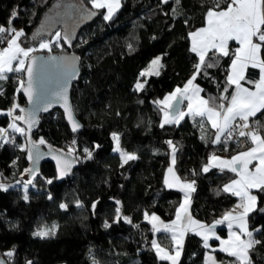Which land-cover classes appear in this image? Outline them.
Masks as SVG:
<instances>
[{"label":"trees","instance_id":"16d2710c","mask_svg":"<svg viewBox=\"0 0 264 264\" xmlns=\"http://www.w3.org/2000/svg\"><path fill=\"white\" fill-rule=\"evenodd\" d=\"M54 2L0 0V25L8 26L15 9L18 16L12 24L25 33L20 37L21 45L37 46L41 40L54 36V30L37 38L32 35ZM213 2L180 0L177 5L175 0L167 4L160 0H122L112 20L103 19L105 9H94L98 14L77 28L70 44L62 40L63 47L38 52L79 56L81 70L72 85L71 99L83 128L71 132L58 108L41 113L32 141L39 144L42 138L45 143L39 145H49L64 153H69L72 147L75 151L71 155L76 162L70 173L58 176L56 166L43 161L34 174L30 172L33 176L27 185V200L22 185L25 169L30 167L26 134L10 130L9 139L0 142V184L6 186V190L0 188V247L2 256L15 249L12 258L5 256L9 264H26L29 260L33 264H171L161 260L152 246L156 240L161 247L174 251L170 231L155 233L152 223L145 219V213L149 216L154 213L164 222L174 220L185 198L182 189L169 188L164 183L170 165L171 148L166 143L169 140L177 149L175 172L182 182L195 181V190L188 195V214L193 219L211 224L236 203V196L222 191L236 173L222 171L220 167H212L205 173L202 168L212 153L230 157L251 144L237 147L228 141L226 145L211 143L215 129L206 117L186 115L179 124H166L162 128L161 106L154 103L176 87H183L193 74L198 56L190 50L189 33L205 23L206 12ZM229 2L220 0V8ZM173 8L178 14L173 15ZM230 48L234 53L235 49ZM159 55L164 65L160 75L140 77L149 60ZM261 56L264 57V49ZM209 57V62L218 58V66L207 69L208 75L197 76L195 83L203 89L205 99L219 98L226 86L232 57L220 54L213 57L211 52ZM244 74L246 80L242 84L254 87L247 80L257 81L259 69L249 67ZM4 75L0 79V112L8 111L14 103L20 107L26 103L22 91H18L24 72ZM138 78L148 81L143 91L135 90ZM234 90L235 86H230L225 95L230 99ZM224 103L227 106V101ZM182 105L186 106L185 101ZM9 121V116L0 114V124L7 128ZM256 121L264 135V110L249 118L250 124L255 125ZM17 123L24 128L22 121ZM113 133L119 135V148L132 152L137 159L122 161L121 155L114 151ZM22 144L26 146L24 150L19 147ZM84 149L92 152L91 158H86ZM253 192L257 197L256 210L248 214L247 224L250 230L262 231L254 232V238L261 243L254 246L250 255L252 264H264V211L259 210L264 209V192L258 189ZM62 203L67 205L66 209L60 207ZM117 207L121 219L114 222ZM122 217H129L131 223ZM106 221L111 225L108 228L104 227ZM52 225L57 226L55 235L45 238L33 235L38 228ZM184 237L179 264H206L208 249L202 237L194 231ZM212 253L216 259L213 264H231L234 259L218 249Z\"/></svg>","mask_w":264,"mask_h":264},{"label":"snow or ice","instance_id":"6c2138e0","mask_svg":"<svg viewBox=\"0 0 264 264\" xmlns=\"http://www.w3.org/2000/svg\"><path fill=\"white\" fill-rule=\"evenodd\" d=\"M91 4V9H83L87 17H92L98 14L95 10H104L103 19L110 21L122 6V0H88ZM160 3L167 4L169 0H160ZM178 5L180 0H175ZM173 15L178 14L176 8L172 9ZM18 12L14 9L8 20V26L0 25V44L6 43L7 47L0 49V79L5 78L7 72H26L27 80H21L20 89L23 90L28 98L29 104L33 105L32 110L28 111L19 104H13L12 108L6 113L7 116L12 117V122L8 124L7 128H0V138L8 136V130L11 129L15 133L21 135L26 134V130L20 127L17 121H24L27 124V132L30 133L33 126L38 122L37 114L39 112H46L51 107L53 100L55 102H64L67 118L72 124V130L75 132L81 127L78 121L75 120L71 105L67 102V83L75 77L76 68L75 60L78 58L72 57H57L51 56L48 59L54 62L50 66V71L45 74L44 71V58L31 55L36 49L31 47H23L20 42V37L24 36V30H17L12 21L17 18ZM206 27H201L196 31L190 32L191 38V52L198 56V62L194 64L193 74L185 82L183 87H177L174 91L164 97L163 100L154 101V103L161 105V111L164 113V119L161 122L163 128L166 124H179L186 115H191L193 118L201 117L207 118L211 123V127L215 129V138L211 143L227 144L228 140L234 139V133L238 137L250 140L253 147L247 151L239 152L237 155L232 156L230 159H222L221 157L212 154L209 157L202 171L207 173L212 167H220L223 171L228 169L234 173H239V179L232 180L230 184L224 185L222 191L231 193L234 196L240 197L241 203L237 208H242L243 211L233 214L235 211H229L224 214V217L214 222L213 225H206L199 221L192 219L188 214V195L190 191H194L195 181L187 182L182 185V190L185 191V203L180 205L177 209L176 220L172 221L171 225H164L166 230L173 231V240L176 241L177 248L175 252L162 248L155 240L152 241L153 248L156 249L157 255L161 260L170 261L171 264H179L181 255L180 247L182 246L183 231L180 232L181 239H177L176 225L177 221L186 217L188 224L197 225L203 232L198 233L203 235L205 247H208L209 234L215 236V224H222L228 221L229 237L228 239H220L219 251L226 253L228 256L233 257L231 264H252L250 251L255 245L260 244L261 241L254 238V232L260 233L262 229L256 228L253 230L248 229L247 217L248 214L255 209L257 197L252 195L251 189H258L264 192V135L261 134V126L256 121L255 125L249 123L250 117H255L258 112L264 110V57L261 56L262 49H264V0H230L226 8H220V0H214L213 6L209 7L206 12ZM187 23V21H185ZM43 30V29H42ZM39 35V33H37ZM255 38V39H254ZM71 43V34L65 32L63 35L60 31H56L54 36L49 40H41L39 44L40 49L52 50L53 46L63 47L61 41ZM238 41L240 47L235 49L232 53L228 47V41ZM131 49L132 45H128ZM215 57L220 54L225 57H233L231 60L230 71L227 75L226 86L219 98L208 97L205 99L200 95L203 89L195 83L197 76L203 74L208 75L207 69L218 66L219 59L215 62H209L211 57L209 53ZM207 57V59H206ZM12 61H16L15 67ZM162 57L156 56L153 58L148 67L143 70L139 75L140 77L159 76L160 70L163 68L161 63ZM259 69L260 75L257 81L247 80L248 84L255 85V91L244 87L241 81L246 80L245 70L247 68ZM62 81V83H61ZM147 79L142 82L138 78L135 84L136 91H143L147 85ZM234 85L235 91L231 97L225 95L229 91V87ZM217 99L221 102L217 103ZM187 100V112L182 111L179 105ZM224 101H227V106ZM175 102V103H173ZM19 109L21 113L26 115H15L13 112ZM203 130V122L200 125ZM113 139L117 142V147L114 151H119L122 161L127 163L130 160H135L138 157L133 153L123 152L119 148V135L112 134ZM222 136L224 139L222 140ZM204 139V137H201ZM31 147L27 148L28 158L30 160L38 161L42 153L36 146L35 142L28 141ZM44 144L45 141L41 138L38 142ZM171 148V161L167 169L168 173L173 175V181L169 182L166 175L165 185L169 188L175 187L179 184V178L175 176L173 166L176 163L177 149L171 140L166 141ZM75 144V141H73ZM2 146V144H0ZM24 150L25 145H19ZM98 147V146H97ZM75 149L70 147L69 154L74 152ZM86 158L92 157V152L84 149ZM213 161L217 162L213 164ZM253 161H258L254 165V170H249V165ZM71 161L65 160L64 168L60 171V176H64L70 169ZM26 172H32L33 169H25ZM52 183L51 180L47 181ZM29 184L31 181L28 182ZM0 188L6 190L4 184H0ZM219 194V193H218ZM51 199V196L49 197ZM24 199L27 200V186H25ZM117 205L120 204L116 201ZM79 206V201L77 202ZM62 209H66V204H61ZM95 208V203L93 204ZM264 211V209H259ZM117 217L114 222H119L121 219L120 208L116 209ZM183 212V216H182ZM125 221L131 223L129 217H122ZM145 219L152 222L154 231H159L156 222H160V218L154 213L149 217L145 213ZM236 224L238 231H233V224ZM111 225L106 221L104 227L108 228ZM56 225L51 227L42 226L33 233L35 236L41 238L55 235ZM187 230L186 228L184 229ZM242 237H246L242 238ZM15 254V249L6 252L4 255L12 258ZM0 264H6V261L0 258ZM26 264H33L31 260Z\"/></svg>","mask_w":264,"mask_h":264},{"label":"rangeland","instance_id":"374dc122","mask_svg":"<svg viewBox=\"0 0 264 264\" xmlns=\"http://www.w3.org/2000/svg\"><path fill=\"white\" fill-rule=\"evenodd\" d=\"M85 8H87V9H91V4L90 3H88V0H55V2L53 3V5L50 7V8H48L47 9V13L43 16V18L41 19V21L39 22V25L37 26V28L35 29V31L33 32V34L32 35H34L33 37H35V38H37L38 36H42V35H48V33H50L51 31H53L54 30V33L56 32V31H60L61 33H62V35L65 33V32H69L70 34H71V38L74 36V34H75V31L77 30V28L83 23V22H85V21H87V20H89L91 17H87L86 15H85V13H84V11H83V9H85ZM226 8V7H225ZM106 10V9H105ZM93 11H95L94 9H93ZM206 16V15H205ZM207 26V24H206V20H205V23L201 26V27H206ZM201 27H198L197 29H199V28H201ZM43 29V30H42ZM197 29H194V30H192L191 32H193V31H196ZM37 33H39V35H37ZM191 39V38H190ZM255 39V38H254ZM191 43H192V41H191ZM232 43H233V45H232ZM40 44V43H39ZM39 44L37 45V46H35V45H30V46H28V47H31V48H34V49H36V51L35 52H33L31 55H34V54H38V52L40 51V50H42V49H40L39 48ZM4 47H7V44H5V46H0V49H2V48H4ZM228 47H229V49H231L230 47H233L234 49H236V48H238V47H240V45H239V43H238V41H235V40H229L228 41ZM235 52V51H234ZM160 56V55H159ZM156 56H154L153 58H155ZM153 58H151V60L153 59ZM233 58H234V56H233ZM151 60H149V63H150V61ZM16 61H12V65H16ZM162 63V62H161ZM149 65V64H148ZM148 65L144 68V69H142V71L143 70H145L147 67H148ZM230 65H231V63H230ZM230 65H229V71H230ZM247 70V69H246ZM246 70H245V72H246ZM141 71V72H142ZM229 73V72H228ZM145 78H147V77H145ZM141 80V82L144 80V79H140ZM197 84V83H196ZM241 84H242V82H241ZM243 85V84H242ZM244 86V85H243ZM245 87V86H244ZM177 88V87H176ZM175 88V89H176ZM182 88V87H181ZM246 88H248V87H246ZM175 89H173L172 91H174ZM249 89L250 90H253V91H255L256 89H255V86L254 87H249ZM171 91V92H172ZM235 91V90H234ZM171 92H169V93H171ZM169 93H167L166 95H168ZM164 99V97L163 98H161V99H159V100H163ZM158 100V101H159ZM161 106V105H160ZM162 107V106H161ZM182 111H185V112H187V108L186 107H184V108H182L181 109ZM7 113V111H4V112H0V114H6ZM15 115H23V113H15V112H13V116H15ZM9 118H10V121H9V123H11L12 122V117H10L9 116ZM164 119V113H163V111H162V120ZM18 122V121H17ZM8 123V124H9ZM19 126H20V124H19ZM21 127V126H20ZM0 128H6L4 125H2V124H0ZM11 129H9L8 130V132L10 131ZM12 131V130H11ZM9 134H8V136L7 137H5V138H0V142L1 141H6V140H8L9 139ZM115 141V140H114ZM116 147H117V142H116ZM115 147V148H116ZM121 150V149H120ZM122 151V150H121ZM116 152H118L119 154H120V152L119 151H116ZM64 153V152H63ZM127 153H129V152H127ZM132 153V152H131ZM212 154H214V153H212ZM212 154H210V156L212 155ZM215 155H217V156H219V157H221L222 159H230V158H226V157H224V156H222V155H218V154H215ZM209 156V157H210ZM209 157H208V159H209ZM170 161H171V153H170ZM30 163H31V160H30ZM217 162H215V161H213V164H216ZM170 166V165H169ZM169 168V167H168ZM167 168V169H168ZM173 168H174V166H173ZM219 168V167H218ZM27 169H31V167H29V168H27ZM167 169H166V175H167V177H168V179H169V182H172V183H175V181H173V175L171 174V173H168L167 172ZM174 173H175V176L176 177H178L179 178V176H178V174H177V172H175V170H174ZM34 174V173H33ZM33 174L32 173H30V172H24V176H23V178L25 179V181L22 183V185H23V187H25V186H27V185H29V180H31L30 179V177L31 176H33ZM166 175H165V177H166ZM188 182V181H187ZM187 182H182V180L179 178V184H177L175 187H171V188H178V189H182V185L184 184V183H187ZM165 183V182H164ZM183 191V193H185V191L184 190H182ZM189 195H190V193H189ZM189 202H190V200L188 199V209H189ZM183 203H185V198H184V200L180 203V204H183ZM180 208V207H179ZM184 214H183V212H182V216H183ZM190 215V214H189ZM149 217H151V216H149ZM191 217H192V215H191ZM177 218V217H176ZM176 218L174 219V220H176ZM193 219V218H192ZM174 220H172V221H174ZM193 220H195V221H197L196 219H193ZM149 222H150V220H148ZM160 221L162 222V223H160V222H156V224H157V227L160 229V230H165V231H167L165 228H164V225H171V223H172V221H167V222H164L163 220H161L160 219ZM152 223V222H151ZM208 225H210V224H208ZM187 229L186 231L184 230V229ZM189 229H191V230H194L195 232H200V230L201 229H199V227L197 226V225H190V224H188V222H187V219H186V217L184 218V219H181L180 221H177V225H176V235H177V239H181V237H180V232L181 231H183V237H182V243H183V240H184V236L186 235V233L189 231ZM168 231H170V234H171V238H173V231H171V230H168ZM155 233H156V231H155ZM156 241V240H155ZM158 243V242H157ZM173 243H174V251H171V252H175V250H176V248H177V244H176V241L175 240H173ZM159 244V243H158ZM160 245V244H159ZM163 248V247H162ZM154 250L156 251V249L154 248ZM180 251H181V249H180ZM156 254H157V252H156ZM158 256V255H157ZM208 256H209V253L207 252V256H205V263L206 264H211V262H210V259L208 258ZM212 256L214 257V255H213V253H212ZM211 256V257H212ZM213 263V262H212Z\"/></svg>","mask_w":264,"mask_h":264},{"label":"water","instance_id":"95a60500","mask_svg":"<svg viewBox=\"0 0 264 264\" xmlns=\"http://www.w3.org/2000/svg\"><path fill=\"white\" fill-rule=\"evenodd\" d=\"M34 56L43 57L44 58V65H45L44 71H45V74L46 75L50 71V66L54 63V62H52V61H50L48 59L49 57H51V56H57V57H68V58L76 57V58H78L77 60H75V68H76L75 77L72 78L71 80H69L68 83H67V102H68L69 105H71V108H72V99H71L72 85L79 78L80 70H81L80 69L81 66H80L79 56L76 55V54H74V53H71V54H69V53H60V54L50 53L49 55H44L43 53H38V54H34ZM23 79L26 82V80H27V74H26V72H24ZM61 83H62V81H61ZM21 91H22L24 100L26 101L25 105L22 108H24V109H26L28 111L32 110L33 105L29 104L27 96L25 95V93L23 92V90H21ZM173 103H175V102H173ZM182 106L183 105L181 103L179 105L180 109L182 108ZM53 108H58L60 111H62V113L64 114L65 121H67L71 132L75 133V132L80 131L83 128V122L79 119V117L76 115L75 111L72 109L73 114H74V117H75V120L78 121L79 124L81 125V127L79 129H77L75 132L72 130V124L69 121V119L67 118V113L65 111L64 102L63 101L55 102V99L53 100V103H52L51 107L48 109V111H46V112H39L37 114V119L39 120V117H40L41 113L50 112ZM23 115H26V113H23ZM22 123H24V121H22ZM38 125H39V123L37 122L33 126L31 132L28 133L27 132V127L28 126H27V124L24 123V128L26 130V140H27L28 148L31 147V145L28 143V141L29 140L32 141V135H33L32 133L37 130ZM36 146L39 149V151L42 153V156H41V158L38 161H35L34 162L33 160H31L30 167H31V169H33V171L36 170L38 168V166L43 163V161H50V162H52V164L54 166H56L58 176H60V171L64 168V162H65V160L71 161L70 169L67 171L66 174L70 173L73 170V168L75 167L76 159L71 154H69L67 152L63 153L62 151H59V150H57L54 147H51L49 145H42L41 146L39 144H36ZM33 171H32V173H33ZM0 258L4 259L6 261V264H9L8 261H7V259L5 258V256H2L1 255V247H0Z\"/></svg>","mask_w":264,"mask_h":264},{"label":"crops","instance_id":"0c3cea01","mask_svg":"<svg viewBox=\"0 0 264 264\" xmlns=\"http://www.w3.org/2000/svg\"><path fill=\"white\" fill-rule=\"evenodd\" d=\"M235 53V52H234ZM233 58V57H232ZM200 95L202 96V93H200ZM185 101V105L186 106H184V107H186L187 108V104H188V101L187 100H184ZM209 122V121H208ZM209 124H210V126H211V123L209 122ZM251 147H253V145H252V143H251ZM251 147H249V148H251ZM249 148H247V149H244V150H241V152L242 151H247ZM238 153H236V154H233V155H231L230 157H228V158H231L232 156H234V155H237ZM224 157H226V156H224ZM227 158V157H226ZM256 163H258V161H253V163L252 164H250L248 167H249V170H254V165L256 164ZM235 179H239V173H236V177L234 178V179H232V180H235ZM231 180V181H232ZM231 182H229V183H227V184H230ZM250 192H251V194L252 195H254L255 196V194H254V192H253V189H251L250 190ZM237 197V196H236ZM241 203V200H240V197H237V201H236V203L232 206V208L229 210V211H232V210H234L235 209V211L233 212V214L235 215V214H237V213H239V212H242L243 211V209L242 208H237L236 206L238 205V204H240ZM256 204H257V202H256ZM256 204H255V206H256ZM228 211V212H229ZM224 217V215L221 217V218H219L218 220H220V219H222ZM217 221V220H216ZM215 222V221H214ZM214 222H211V224L210 225H213L214 224ZM248 225V224H247ZM200 229V228H199ZM248 229H249V227H248ZM223 231V233L221 234L220 233V231ZM233 231H238V229H237V227H236V224L234 223L233 224V229H232ZM250 230V229H249ZM189 231H194V230H191V229H189ZM188 231V232H189ZM229 228H228V221H225L224 223H222V224H215V226H214V232H215V236H213V235H211V234H209V240H208V247H206L207 249H208V253H209V256H208V258L210 259V262H211V264H213V263H215L216 262V259L212 256V252H213V250L214 249H218L219 250V248H220V240H218V239H216L215 237L216 236H218V237H220V239H228V237H229ZM195 232V231H194ZM201 232H203V230L201 229L200 230V232H196L197 234L198 233H201ZM200 237H202V239H203V235H200V234H198ZM242 238H245L246 239V237H242ZM213 242H215L216 244L215 245H213L212 243ZM203 245H204V247H205V244H204V239H203ZM206 256H207V254H206ZM212 256V257H211ZM213 262V263H212Z\"/></svg>","mask_w":264,"mask_h":264},{"label":"built area","instance_id":"2783aa9c","mask_svg":"<svg viewBox=\"0 0 264 264\" xmlns=\"http://www.w3.org/2000/svg\"><path fill=\"white\" fill-rule=\"evenodd\" d=\"M13 67H15V65H13ZM234 137H235L234 139L228 140V142L232 143L234 146L246 147L251 144L250 140H246L245 138L238 137L235 135V133H234Z\"/></svg>","mask_w":264,"mask_h":264}]
</instances>
